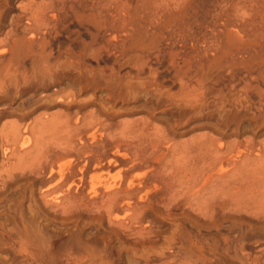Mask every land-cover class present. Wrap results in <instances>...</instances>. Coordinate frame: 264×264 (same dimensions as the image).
Here are the masks:
<instances>
[{
  "label": "bare ground",
  "instance_id": "bare-ground-1",
  "mask_svg": "<svg viewBox=\"0 0 264 264\" xmlns=\"http://www.w3.org/2000/svg\"><path fill=\"white\" fill-rule=\"evenodd\" d=\"M221 2L29 0L16 5L18 13L13 14L10 11L13 0H0V33L6 24L9 27L0 39V122L11 116L10 105L4 103L11 99V90L38 97L32 107L25 109L27 113L21 114L22 120L26 115L39 113L33 122L27 121L22 135L23 130L17 124H2L0 140L6 148L1 188L15 179L16 171L24 175L29 169L45 185L40 192L44 205L68 224L87 214L105 217L109 226L130 228L139 231L136 232L139 235L150 228L143 225V220L154 203L173 207L180 197L181 191L173 188L174 183L179 188L186 186L185 201H191L195 197L190 188L193 180L186 165L172 167L173 174L165 177L168 182L165 195L156 183L148 189L145 181L153 183L160 175L155 174L161 165L156 159L159 150L163 149L164 157L166 151L173 156L177 150L172 144L176 135H186L196 128H210L230 137L264 131V28L261 29L264 21L262 26L255 22L258 30L253 26L256 17L253 10L246 17L240 0ZM232 12L236 13L233 17ZM73 25L79 28L72 29ZM79 29L88 34V40ZM60 32L67 35L69 43L60 44V54L55 53L60 56L56 57L49 49L47 36ZM104 52L116 56L113 65L100 67L89 63L100 61ZM162 58L168 60L167 65L175 72L178 91L163 89L157 71L151 69L153 60L161 63ZM52 110L57 111L49 114ZM158 121L164 124L163 128L153 125ZM195 123L200 125L195 127ZM67 124L69 132L66 131L68 138H64V143L61 135ZM46 132L59 137L54 146L50 149L45 146L43 150L41 140L31 166L15 164V147L22 152L33 148L30 138L24 136L35 133L39 140ZM206 139L210 141L208 145ZM166 140L173 142L169 145L167 141L165 147ZM199 140L182 148L194 149L195 143L212 147L208 150L215 149L210 156L215 163L224 152L229 153L224 155L228 159L221 156L220 162L227 159L235 170L244 172L252 170L249 168L255 164L259 166L258 179L264 184V138L257 145L247 137L234 146L215 145L207 137ZM233 149L237 151L235 154ZM68 156H72L70 164H61ZM211 159H206L208 164L213 162ZM203 162L201 165H205ZM119 165L125 167L126 180L123 178L121 184L99 193L90 172H107L114 166L120 168ZM141 168L151 169L152 178H148V173L141 180L131 175ZM249 182L246 174L240 185L246 188ZM248 189L242 194L237 212L242 217L263 220L264 185L252 199L246 194ZM216 198L207 197L201 203L203 209L197 205L200 207L197 211L205 219L225 209L226 203L217 202ZM23 209L19 206L10 223L0 224V247L15 252L13 264H111V254L95 246L94 241L85 242L76 222L62 242L47 236L27 218ZM121 212L129 213L120 216Z\"/></svg>",
  "mask_w": 264,
  "mask_h": 264
},
{
  "label": "rangeland",
  "instance_id": "rangeland-1",
  "mask_svg": "<svg viewBox=\"0 0 264 264\" xmlns=\"http://www.w3.org/2000/svg\"><path fill=\"white\" fill-rule=\"evenodd\" d=\"M27 1L29 0H13L12 4L14 7H12L10 11L13 14H16V12L18 13V9L15 6L19 4L21 5L22 3H26ZM32 1L40 2L42 0ZM219 1L220 3H222L221 1L227 2L229 0ZM240 1L244 4H242L244 7L243 13L246 14V17H248L250 10H253L254 15L256 16L253 18V26L255 25L254 27H257L256 29L260 30V28H258L259 25L256 24H260L261 26L263 24L262 22L264 21V0H252V2L251 0ZM230 14L232 15V17L236 15L235 12H232ZM255 22L257 23L255 24ZM6 26V29L2 30L0 33V39L4 37L5 32L9 29L7 24ZM73 27H77L76 29L79 28L75 25L71 27L72 29H75ZM262 28H264V26L261 27V29ZM79 30L81 31L82 37L88 40V34L86 32H82L83 29ZM53 34L55 33H52L51 35L47 36V40L48 42H50L49 49L51 48L53 55L56 56L55 53H59L58 47L66 43L68 44L69 40L65 33L60 32L58 33L59 36L58 34L57 36L55 34L56 37L53 36ZM109 54L110 55L107 56V52H104L103 55L105 56L102 55L100 61L96 63L95 61H90L89 63L93 64L94 66L100 67H103L105 64V66H111V64L114 63L116 56L113 54L112 56L111 53ZM167 64H169L168 60L162 58L161 63H157L156 60H153L150 66L152 70L157 71L155 72L157 73L161 84H164L162 85L164 86L163 89H165L166 87V89L172 90L173 92L178 91L180 85L176 78H174L176 77L175 72ZM21 97L23 99H21ZM30 97L29 95L24 96V94H19L16 92V90L14 93V90H11V99L6 100L7 102L4 101V103L10 105L11 108H9V110L12 113L11 116L8 115L3 118V120L0 122V128L3 123H15L18 125L20 130H23L20 132V134L22 135V132L24 133V126L29 124L31 121L33 122V120L39 116V113L29 115L30 117L26 115V118L22 120L21 114H25V112L27 113L26 110L30 108L29 106L32 107V105L35 104L38 98L32 97V99ZM22 111L24 112L22 113ZM56 111L57 110H52L48 113L53 114ZM139 116L140 115L136 117L139 118ZM136 117L132 118L136 119ZM142 117L144 116L142 115ZM132 118H123V120L129 121L133 120ZM27 121H29V123ZM161 123L162 122L158 121L154 122L153 125H156L155 127L158 126L159 128H163L164 124ZM199 125L200 124L195 123V127H198ZM66 127L64 126V133L62 135L60 134L62 132L59 133L61 135V138L64 136L62 138V141H64V138H66L69 132L68 124ZM53 134L55 133H52L51 135V132H46L44 133L43 137H41L42 139L39 138V140L37 139V134L35 133L25 135L24 137L30 138V144L33 145V148L29 152L19 151L18 146L19 144H21V141H19L20 143L18 142L19 144L17 145L18 148L15 147V160H13L15 161V164L31 166L38 155L39 147L36 146L37 143L42 140L40 148L43 147L44 150V147L46 146L45 148L49 147L50 149L56 143L57 138H59L56 135L53 136ZM262 134H264V131H260L255 135L252 133H246V135L240 137H230L220 135L210 128H196L194 131H191L186 135H176L174 142L173 140L164 141L163 144L165 143V147L168 146V144L170 145L171 142H173L172 144L175 145V150H177L174 154L175 156L173 155L174 157L172 156V153H168L169 151L164 152V157L161 154L163 152V149L161 148L162 151L159 150L160 153L157 154L159 156H156V159L160 160L161 165L160 167L158 166L156 170L157 172L155 174L159 173L160 175L158 174L159 177L156 179L157 181L153 183L150 182V180L145 181L148 185V189L154 188V183H156L158 190H160L161 193L165 195L168 189V182L165 180L167 179L165 177H167V175L170 176L171 174H173V168H175V166L183 167V165H186V168L188 167L189 170L186 172H189L187 174L188 176H190V180H193L190 181V188L194 192L193 196L195 197L192 198V202L185 201V198L187 199V197L184 195L186 186L182 185V187L179 188V185H176V183H174L173 188L179 190V192L181 191L180 197H178V199L173 202V207L168 204L164 205L161 202L153 204V209L147 212V216L145 218L146 220H143V225H145V227L147 228L150 227L149 230L147 229L148 234H145L144 232L143 234L140 233L141 235H139L137 234L139 231L137 232L136 230L134 231L130 228V230H123L119 229L118 227H111L108 224L107 218H94L93 216L90 217L87 214H83L82 216H80L78 222L75 220L73 223L75 224L76 222V224H79L78 228L82 232L85 242L92 243L94 241L95 246L97 245V247L101 250L105 251L109 255L111 254V264H264V219L257 220L251 216L242 217V215L237 212L239 210L238 208L240 204V199H242V194L244 193L245 189L249 188L246 194L248 197H250V199H252L253 196L257 195L263 189L264 184L258 179L259 166L257 168L255 167L257 165L253 163L254 165L249 168L252 170L255 169V171L250 170L249 172H244L243 169L235 170L233 168L234 165L230 162H227L228 157H225L227 154L226 152H224L223 155H220V157L222 156L224 158H227H223V164L222 162H220V160H222V157L220 158L218 156L217 157L219 159L217 158V161L215 163L213 157H210L213 154L215 150L214 149L211 150V154H208V156L212 158L211 160L214 162L213 163L210 160L209 163L211 162L210 164L214 165L213 167H208V165L210 164L207 163L208 161L206 159L208 158L209 160L210 158L206 154L208 152H211L209 150L212 149V147H210V149L208 146L204 148L205 146L201 147V145L199 146L195 143L194 149L192 146L188 148V151H185L183 149L185 144L192 143L193 145V142H199L200 137H207L208 139H213L215 145L221 143H229V145L233 146L235 143H243L248 137L258 145L261 139L263 141L264 135ZM65 142L66 141H64V143ZM206 142L207 143L205 144L208 145L210 141L206 139ZM2 145L3 144L0 140V185L2 177H5V174L3 176V168L5 167L4 150L6 146ZM164 146L163 148L165 150ZM190 148L192 149L190 150ZM181 149L182 151L180 152ZM201 149L206 150H203L205 152L206 158L204 157V153ZM234 150L236 149H233V151ZM235 152L237 151H234V154ZM201 155L203 158L200 157ZM201 158H205L204 162H206L208 165L204 163ZM171 159H173L174 161H172ZM192 159L194 161H192ZM71 161L72 156H68L65 157L60 163L65 166H68ZM175 161H178L177 163L179 165L177 163V165L174 164ZM201 161L205 165H201ZM193 165H195V167H193ZM156 166L157 165L155 164V168ZM122 167L123 166H120V168L118 166H114L112 170L111 167L109 169L110 171H107L108 173L106 171H95L96 173L94 171H92V173L90 172L89 175H93L94 177L92 179V183L95 185L99 193L104 192L108 187H116L118 184H121L123 181L126 180L124 177L126 170L125 167H123L124 170ZM182 171L185 172L184 170ZM150 172L151 169L141 168L134 170L131 175H133L136 179L138 178V180L144 179L147 176L151 179L152 177L150 175H153V172H151L152 174H149ZM16 173L18 174H16L15 179L9 181L6 187L1 188L0 186V224L10 223L13 215H15L14 211H16V208H19V206H21L22 208H24L23 210L27 218L33 221L35 225H37V227H39L47 236H52L58 241L63 242L68 235V233L66 232H68V229H70L72 225H74L72 221L68 224L67 222H65V220L62 219V217L53 213L52 211H50V209H48L49 207H46L44 205V202H42V199L40 198V192L41 190L43 191V189H45V185L42 186V182L35 176H32L31 173H29V169L25 170L24 175H19L20 172L18 171H16ZM246 174L249 176L250 182L249 184H247L249 185L248 187L243 188V186L240 185V180ZM90 176L88 178V181L90 179ZM162 177L165 180L164 182ZM160 178H162V181H159ZM206 181L209 184H207ZM212 194H214V196ZM216 196L218 197L216 198ZM220 196L222 197V199ZM207 197H214L216 198L217 202L224 201L226 205L223 211H219L216 214L210 216V218L205 219V217L200 215L201 213L198 212L197 209L199 208L200 210L199 206L202 202L207 200ZM189 202L191 203L189 204ZM203 204L201 206H203ZM206 206L207 204L205 203V207ZM29 208L33 210V213L30 211L31 209ZM203 208L204 206L202 207V209ZM126 213L129 212H121L122 215L120 214V216H124ZM148 231L151 233H149ZM106 248L108 249L107 251ZM15 257H17L15 256V252L0 247V264H13L12 262L13 260H15Z\"/></svg>",
  "mask_w": 264,
  "mask_h": 264
}]
</instances>
